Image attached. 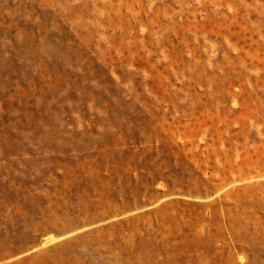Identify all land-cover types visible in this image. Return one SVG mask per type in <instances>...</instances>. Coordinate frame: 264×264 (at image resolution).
<instances>
[{"label":"rangeland","instance_id":"rangeland-1","mask_svg":"<svg viewBox=\"0 0 264 264\" xmlns=\"http://www.w3.org/2000/svg\"><path fill=\"white\" fill-rule=\"evenodd\" d=\"M0 264H264V0H0Z\"/></svg>","mask_w":264,"mask_h":264}]
</instances>
